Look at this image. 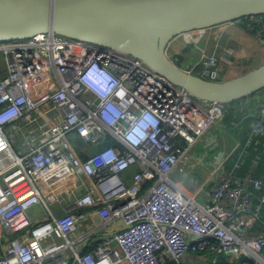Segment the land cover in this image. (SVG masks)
Returning <instances> with one entry per match:
<instances>
[{
	"label": "built area",
	"instance_id": "2783aa9c",
	"mask_svg": "<svg viewBox=\"0 0 264 264\" xmlns=\"http://www.w3.org/2000/svg\"><path fill=\"white\" fill-rule=\"evenodd\" d=\"M228 21L264 43V13ZM0 54V264H163L202 249L264 264V177L238 175L255 136L264 141V87L232 161L217 166L208 190L189 193L172 172L228 102L198 99L136 57L55 33L2 40ZM201 58L197 74L217 80V59ZM74 135L86 144L110 135L123 150L82 158ZM88 208L118 228L83 252Z\"/></svg>",
	"mask_w": 264,
	"mask_h": 264
},
{
	"label": "water",
	"instance_id": "95a60500",
	"mask_svg": "<svg viewBox=\"0 0 264 264\" xmlns=\"http://www.w3.org/2000/svg\"><path fill=\"white\" fill-rule=\"evenodd\" d=\"M259 13L264 0H0V41L39 33L90 41L138 58L198 99L227 103L264 87V63L213 80L178 65L167 45L179 33Z\"/></svg>",
	"mask_w": 264,
	"mask_h": 264
},
{
	"label": "crops",
	"instance_id": "0c3cea01",
	"mask_svg": "<svg viewBox=\"0 0 264 264\" xmlns=\"http://www.w3.org/2000/svg\"><path fill=\"white\" fill-rule=\"evenodd\" d=\"M227 22H221L218 24H214L209 26L204 31L203 36H194L195 32L191 33H179L167 45L166 53L169 55L176 63L183 68L190 69L193 72L197 73L199 68V59H201V53L205 51L209 53L213 47L210 46V41L212 40L214 43L221 37L224 46L235 45V55L233 62L241 63V61L250 60L261 57L264 58V45H260L257 39L252 36L250 33L246 32L244 29L240 28L237 25L230 24L227 25ZM197 38L195 42L189 41L191 37ZM213 36V37H212ZM220 39V40H221ZM216 40V41H215ZM225 55L226 52H222ZM195 57H197L195 59ZM228 56L225 55V61L229 64ZM259 64L264 63V59L258 61ZM257 63V64H258ZM256 65V64H254ZM258 66V65H257ZM3 68V62L0 68ZM252 67V65H251ZM1 68V69H2ZM222 70V66H221ZM1 73V70H0ZM242 73V72H241ZM239 73V74H241ZM258 107V96L256 93H252L246 96L243 100L232 103L230 106L227 105V113L224 119L213 125L209 128L210 131L221 128L222 130H227L229 132L228 143H233L231 150L226 153L225 150L220 149V145L217 142L216 134H210L209 130H207L206 134H209V138L215 140V143H210L209 141L205 142V145H209L210 149L216 148L218 150L214 151V155L212 156V162L214 166L218 165H227L229 164L234 155L239 151L241 144L244 142V139L249 134L250 123L253 119V114ZM251 113V116L249 114ZM227 115H230L227 116ZM202 136V135H201ZM200 139V137L196 140V142ZM232 140V141H231ZM195 142V143H196ZM93 143V142H91ZM195 143L189 148V150L195 145ZM223 151V155L219 158L218 153ZM192 156L188 155L185 164L192 162ZM182 165V171L185 170L186 165ZM177 172H182L176 169ZM254 173L258 176L264 177V141L261 140L260 137L255 136V143L251 146L249 156L246 158V162L242 170L238 172L239 177H244L247 173ZM214 183V178L211 177L205 184L202 186L196 187L195 191L199 189L208 190L212 187ZM183 189L182 184H179ZM186 190V189H185ZM189 193H194L189 190H186ZM64 200L59 199L57 202V211L61 210V207L64 204ZM61 204V205H59ZM40 207H34L30 210L31 216L34 218L37 214H39ZM89 214L87 217L82 220L78 225V232L82 236H84L83 243L81 244L83 247H91L89 250H94L96 246L103 240L110 239L114 232L118 228V222H108L103 223L100 217L94 212V208H88ZM77 233H73L71 236L74 237ZM8 238V234L5 233V229L0 224V253L2 252V244ZM111 245L115 246L114 241L110 242ZM121 264H127L126 262H122Z\"/></svg>",
	"mask_w": 264,
	"mask_h": 264
},
{
	"label": "rangeland",
	"instance_id": "374dc122",
	"mask_svg": "<svg viewBox=\"0 0 264 264\" xmlns=\"http://www.w3.org/2000/svg\"><path fill=\"white\" fill-rule=\"evenodd\" d=\"M230 24L237 25L240 28L244 29L246 32L254 36L260 45H264V43L260 41L259 38L257 37V34H255V29L251 30L249 28L250 29L249 30L248 28H245L239 24H236L235 22H227V25H230ZM204 30L205 29L197 30L194 36L195 37L200 36L199 38H201V36H203L205 32ZM220 39L221 37H219L217 41L215 40L216 41L215 43L211 40L210 46L213 47V44H214V49H212L209 53H206L204 51V53L207 54L209 57H215L217 59L216 65L218 67V72H219V76H217L216 78L217 80H226V79H229V78H232L238 75L241 72L243 73L245 71H248L256 67L257 65H259L258 61H260L261 59H264V58L258 57V58H255L254 61L253 59H250V60L244 59L245 61H241V63H236V62L234 63L233 60H234V55H235V50H236L235 45L225 47L222 39L221 40ZM222 52H226L225 54L228 55L227 58H228V61L230 62L228 65L225 64L227 62L225 61V58H224L225 55H223ZM196 58L197 57H195V59ZM203 61H204V58L199 59V62H198L199 68L197 69L198 71L202 70ZM1 65H2V57L0 54V66ZM221 66H222V70H221ZM1 68H0L1 73L5 72V69L4 68L1 69ZM49 87L50 85L48 86V88ZM206 132L207 130L202 134V136H199L200 139L195 143V145L190 150L188 149V155L192 156L191 157L192 162L185 164L186 167L184 171L172 172V178L174 179V181L179 184H182L186 190H189L191 192H194L196 187L202 186V184H205L208 181V179H210L211 177L215 178L218 172V168L214 166L212 162V156L215 153L214 151L218 149L216 148V146L210 149L209 145H205L206 141L207 142L209 141L210 143H215V140L214 139L211 140L209 138V134H206ZM209 132L210 134H216L217 136L216 140L218 144L220 145L219 147L220 149L225 150L226 153H228L231 150L233 143L226 142L229 140L228 136L230 135L227 130H222L221 128H217L212 131L209 130ZM185 144L186 143H184V145ZM193 256H194V260L197 261L196 262L197 264H211L212 261L217 258L216 257L217 254H214L207 250L195 252ZM229 258L236 259V257H233V256ZM188 261L191 262V260H188ZM196 263L194 262V264Z\"/></svg>",
	"mask_w": 264,
	"mask_h": 264
},
{
	"label": "trees",
	"instance_id": "16d2710c",
	"mask_svg": "<svg viewBox=\"0 0 264 264\" xmlns=\"http://www.w3.org/2000/svg\"><path fill=\"white\" fill-rule=\"evenodd\" d=\"M244 98L245 97L234 99V100L228 102V106H230L234 102L243 100ZM227 114H229V112ZM227 116L230 117V115H227ZM106 146H114L120 150H123L122 145L116 139L111 137L110 135H107L104 139H102L98 142L88 143V144L81 142V140L78 137H76V135L73 136V148L75 149L77 154L82 158H85L88 153L95 152V151H97L103 147H106ZM89 248H91V247L85 246V247H83L82 251L83 252L91 251V250H89ZM199 251H204V250L202 249ZM196 252H198V251H196ZM193 255H194V253H189L184 258H182L179 262L174 261V260L167 257L164 259L163 264H194V262L196 263L197 261L194 260ZM216 257L217 258L215 260H213L211 264H242V261H244V260L247 261L246 264H254L251 259H248L245 257H241L240 259L239 258L230 259L229 257H232V256H226L223 254L217 255ZM188 260H191V262H189Z\"/></svg>",
	"mask_w": 264,
	"mask_h": 264
}]
</instances>
